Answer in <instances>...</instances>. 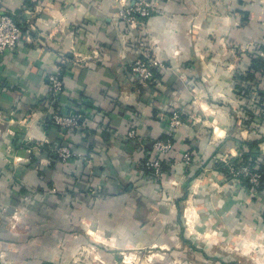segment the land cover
Instances as JSON below:
<instances>
[{"label": "crops", "instance_id": "0c3cea01", "mask_svg": "<svg viewBox=\"0 0 264 264\" xmlns=\"http://www.w3.org/2000/svg\"><path fill=\"white\" fill-rule=\"evenodd\" d=\"M150 1L156 11L128 27L123 0H40L36 13L3 0L30 38L0 53V264H264V176L255 189L182 161L196 150L210 165L254 138L235 98L264 87L249 49L264 46V0ZM140 40L164 65L150 84L129 68ZM61 55L87 57L64 65L56 105L85 113L87 131L55 126L43 103ZM176 108L182 124L155 180L145 148ZM28 137L40 151L27 152ZM58 146L82 154L61 162Z\"/></svg>", "mask_w": 264, "mask_h": 264}, {"label": "built area", "instance_id": "2783aa9c", "mask_svg": "<svg viewBox=\"0 0 264 264\" xmlns=\"http://www.w3.org/2000/svg\"><path fill=\"white\" fill-rule=\"evenodd\" d=\"M34 2V8L27 10L30 13L40 11L38 5L40 0H30ZM3 0H0V53L5 50L14 49L20 45L24 40L30 38L29 33L25 31L24 20L22 18H15L12 14L5 11L1 5ZM156 11V4L150 0H130L122 3V9L119 12V20L128 27H137L144 24L147 17ZM140 46V55L129 66L130 72L138 81L144 84H150L156 81L159 68H163V63L156 55L148 52V44L146 40L137 42ZM77 56V57H76ZM260 57H264V52L259 53ZM87 57H79L73 55L72 58L63 55L59 58V65L56 71L48 75V94L44 99L45 106L51 122L65 130L83 131L88 127L85 113L80 109L75 108L72 111H60L56 106L60 102L61 94L64 92V65L71 62L72 65H82L86 62ZM255 113L264 116V103L255 110ZM167 133L165 138L154 139L151 146L150 157L143 162L144 171H148L153 179H160L163 175L162 162L173 148V138L178 127L182 124V110L173 109L167 118ZM136 134L135 129H130L127 136L134 138ZM26 150L33 153L41 150V143H34L29 137L26 138ZM61 162L67 161L69 158L81 156L80 151H75L67 146H58L53 151ZM195 157L189 151L182 154V161L187 165L195 161ZM244 175L249 177L252 187H258L260 184L261 173L258 171H251L249 168H244Z\"/></svg>", "mask_w": 264, "mask_h": 264}, {"label": "rangeland", "instance_id": "374dc122", "mask_svg": "<svg viewBox=\"0 0 264 264\" xmlns=\"http://www.w3.org/2000/svg\"><path fill=\"white\" fill-rule=\"evenodd\" d=\"M250 46V47H249ZM249 49L252 53L259 56L261 51L264 52V46L255 41L249 45ZM260 57V56H259ZM264 58V57H263ZM250 84L246 89L240 87L237 89L235 102L237 104L236 111L239 114L238 119L241 120V124L248 128L254 137H260L262 133V127L264 125V116L255 113L260 107V104L264 103V87L255 82ZM251 127V128H250ZM240 143L238 151L236 153L225 152L219 154L217 159L210 165L204 163L201 158L191 162L188 170L195 172H216L221 176V180L225 182H236L243 185L251 186L249 177L244 175V168H249L251 171H258L261 173L260 184L255 189L260 188L264 176V146L263 142L258 147L249 148L244 142ZM195 157L198 152L195 150H187ZM196 153V154H195Z\"/></svg>", "mask_w": 264, "mask_h": 264}, {"label": "trees", "instance_id": "16d2710c", "mask_svg": "<svg viewBox=\"0 0 264 264\" xmlns=\"http://www.w3.org/2000/svg\"><path fill=\"white\" fill-rule=\"evenodd\" d=\"M259 67H263L264 68V58L262 57H259V56H255L254 57V60H253V68L254 69H258ZM54 106H56V104H54ZM183 116V115H182ZM183 119H184V117H183ZM87 128L88 127H86L84 130L85 131H87ZM251 128V127H250ZM167 135L166 134H164V135H161L159 138H165ZM157 139V138H156ZM154 141V139L150 142L151 144H146L147 146V148H145V149H151V146H152V142ZM264 141V138L261 136V137H254V138H251V139H249V140H247V141H245L244 143L249 147V148H254V147H258L259 146V144L261 143V142H263ZM168 156H166L165 157V159H164V161L162 162V168L164 169V168H166L167 166L169 167V158H167ZM262 169H264V168H262Z\"/></svg>", "mask_w": 264, "mask_h": 264}]
</instances>
